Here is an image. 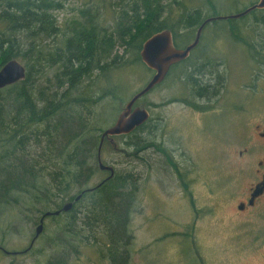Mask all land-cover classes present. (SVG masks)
I'll return each mask as SVG.
<instances>
[{"label":"trees","instance_id":"trees-1","mask_svg":"<svg viewBox=\"0 0 264 264\" xmlns=\"http://www.w3.org/2000/svg\"><path fill=\"white\" fill-rule=\"evenodd\" d=\"M64 1L68 0H0V69L13 58L23 59L26 66L25 79L0 89V247L7 248L11 234L10 227L2 226V218L12 210L24 224L40 223L46 211L74 202L69 211L46 217L53 228L45 264H76L73 261L81 259L83 248L94 249L99 264L100 260L130 264L131 221L141 171H119L112 165L111 178L106 179L109 172L90 185L103 172L98 163L102 132L147 83L133 91L123 80L135 69L146 78L150 73L141 57L144 42L170 30L176 46L186 47L207 18L219 15L216 10L227 0H82L71 18L62 22L56 13L65 8ZM105 10L110 17L102 13ZM206 26H214L215 36L248 48V57L264 67V8ZM204 38L201 35L191 55L172 65L170 73L179 69L181 76L188 70L193 95L210 98L220 93L222 80L199 83L196 72L205 78L210 72L198 62L188 63L205 46ZM201 57L206 54L197 58ZM104 80L109 81L105 86ZM154 120L150 117L131 133L118 135L126 144L122 152L138 160L141 152L152 148L165 153L166 146L155 141ZM107 140L103 152L110 145ZM90 187L95 188L85 191ZM0 251L14 258L19 255Z\"/></svg>","mask_w":264,"mask_h":264},{"label":"rangeland","instance_id":"rangeland-1","mask_svg":"<svg viewBox=\"0 0 264 264\" xmlns=\"http://www.w3.org/2000/svg\"><path fill=\"white\" fill-rule=\"evenodd\" d=\"M81 1H64L65 8L56 13L59 20L70 19ZM253 1L227 0L216 11L229 15ZM102 13L111 16L109 10ZM202 35L205 46L188 63L198 62L196 65L210 72L204 79H211L212 84L220 78V93L197 99L188 83V70L176 81L167 77L137 102V106L150 111L152 119L159 117L155 141L162 142L166 152L152 148L141 152L138 160L122 152L126 144L118 136L109 137L110 145L102 150L103 162L116 170L141 171L138 205L131 221L134 238L129 249L130 264H201L200 258L206 264H264V191L252 207L245 211L238 208L242 202L248 203L251 192L264 178V67L248 57V48L242 44L215 36L214 26H206ZM202 53L206 57L198 59ZM153 73L151 70L146 78L135 69L127 77L123 75V80L137 91ZM102 83L105 86L109 81ZM184 100L202 109L190 107ZM109 172H98L90 185ZM187 177L193 184L191 191L198 195L197 207L205 208L207 213L196 224L200 243L197 250L184 238L185 227L194 217L189 215L192 207L183 195V180ZM38 224H24L13 210L6 214L2 226L10 227L11 234L4 249H26ZM52 228V221L46 218L31 250L19 253L17 258L0 251V264H45ZM79 256L81 259L73 263L90 264L92 259V264H99L100 256L94 249L83 248Z\"/></svg>","mask_w":264,"mask_h":264},{"label":"water","instance_id":"water-1","mask_svg":"<svg viewBox=\"0 0 264 264\" xmlns=\"http://www.w3.org/2000/svg\"><path fill=\"white\" fill-rule=\"evenodd\" d=\"M264 0H258L256 3L246 7L244 10L229 14V15H217L207 18L201 26L198 28L196 37L189 45L184 48H178L175 44L174 35L170 30H162L153 34L143 44L141 50V57L144 64L154 71L151 79L138 91L131 99L126 103L125 107L117 117L114 124L106 128L101 135V141L98 151V163L102 170H108L111 172L110 176L106 179L111 178L115 174V169L112 165L105 164L102 160V146L105 139L111 136H118L122 134H129L134 131L137 127L145 123L150 117L151 113L146 108H141L136 102L144 95L148 94L158 84H160L165 77L168 75L170 68L175 63L187 59L192 50L199 44L203 29L206 24L210 21L229 19V18H240L246 14H249L252 10L263 9ZM26 77V66L18 59L13 58L8 60L0 69V89L8 85L14 84L18 81L25 79ZM264 136V131L261 133ZM105 179V180H106ZM99 185V184H98ZM95 187L85 189V191L93 190ZM264 191V180L259 182L253 190L250 203H253V199L260 195ZM82 194L76 197V201L81 198ZM74 205V202H66L62 208L56 210L46 211L41 219L38 227L35 231L34 238L24 251L31 249L40 236L43 228L44 221L47 216L59 215L62 211H69ZM242 208V205L239 206ZM2 248L8 254H18L19 251H9Z\"/></svg>","mask_w":264,"mask_h":264},{"label":"flooded vegetation","instance_id":"flooded-vegetation-1","mask_svg":"<svg viewBox=\"0 0 264 264\" xmlns=\"http://www.w3.org/2000/svg\"><path fill=\"white\" fill-rule=\"evenodd\" d=\"M172 68H173V66L170 68V71H169V73H168V75H169V77L173 80V81H176L179 77H181V76H178L177 74H174V72H172V73H170L171 72V70H172ZM199 74H200V72H199ZM167 75V76H168ZM204 75H200L199 77H198V75L196 74L195 75V78H197L198 80V82L200 83L203 79H204ZM167 78V77H166ZM197 94V99L199 98V99H205V98H207V97H205V96H200L199 95V93H196ZM186 105H188V106H190L191 107V104H193L194 102L193 101H187V100H184L183 101ZM158 118L159 117H157L156 119H155V123L157 124V121H158ZM264 131V130H263ZM170 162H171V164H173V165H176V162L175 161H173V160H170ZM263 180H264V178H263ZM262 180V181H263ZM184 186H185V190H184V197L189 201V203H190V206L192 207V208H190L189 207V215L191 214L192 216H194V217H191V219L188 221V224L186 225V230H185V236H184V238H185V240L186 241H188L189 240V242H190V244H192L193 245V247L197 250L198 248H200V243H199V240H198V235H197V232H198V229H197V222H200V219H201V217L202 216H204V215H206L207 213H206V209L205 208H198L197 207V204H196V199H197V197H198V195L196 194H194V192H192L191 190H192V185L193 184H191V180H190V178L189 177H187V178H184ZM256 187V186H255ZM254 190V189H253ZM252 193H253V191L251 192V194H250V197H249V199H248V203L246 204L245 202H242L240 205H242V208H240L239 206H238V208L240 209V210H242V211H245L248 207H252L253 205H255L256 204V201H257V199L262 195V193L260 194V195H258V196H256L254 199H253V203H250V200H251V197H252ZM195 196H196V199H195ZM34 238V237H33ZM38 239V238H37ZM33 240V239H32ZM32 242V241H31ZM31 244V243H30ZM234 244V243H233ZM203 246H206V245H203ZM18 251V250H17ZM19 252L21 253V252H24L23 250L22 251H20L19 250ZM24 253H26V252H24ZM196 254H198V252L196 251ZM200 261H201V264H206V263H204L203 262V260L200 258Z\"/></svg>","mask_w":264,"mask_h":264},{"label":"bare ground","instance_id":"bare-ground-1","mask_svg":"<svg viewBox=\"0 0 264 264\" xmlns=\"http://www.w3.org/2000/svg\"><path fill=\"white\" fill-rule=\"evenodd\" d=\"M46 219V218H45Z\"/></svg>","mask_w":264,"mask_h":264}]
</instances>
